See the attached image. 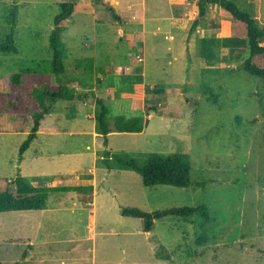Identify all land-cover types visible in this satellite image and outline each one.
Listing matches in <instances>:
<instances>
[{
    "label": "rangeland",
    "instance_id": "1",
    "mask_svg": "<svg viewBox=\"0 0 264 264\" xmlns=\"http://www.w3.org/2000/svg\"><path fill=\"white\" fill-rule=\"evenodd\" d=\"M64 1L0 0V43L18 6V53H0V75L26 81L0 99V112L18 106L21 128L30 111L48 108L42 127L53 131L38 134L21 173L38 185L73 188L51 193L44 211L0 213V263L264 264V81L211 42L244 37L241 25L209 5L191 31L197 0H77L62 35L65 73L56 76L50 35ZM232 1L263 24L264 0ZM252 63L264 67V57ZM60 86L66 96L51 104L47 93ZM98 98L113 116H144V132L113 133L105 147L96 133ZM26 138L0 132V184L16 178ZM106 149L141 165L150 153H185L192 181L203 185L146 187L114 159L106 168ZM201 206L210 220L203 211L170 216L151 232L121 214Z\"/></svg>",
    "mask_w": 264,
    "mask_h": 264
},
{
    "label": "trees",
    "instance_id": "2",
    "mask_svg": "<svg viewBox=\"0 0 264 264\" xmlns=\"http://www.w3.org/2000/svg\"><path fill=\"white\" fill-rule=\"evenodd\" d=\"M101 3L111 0H97ZM196 1V0H190ZM217 5L222 11L244 29V37H226L223 39H213L211 42L222 47L231 63L242 62L245 71L262 81H264V67L256 66L252 63L255 57H264V22L261 24L248 12L243 11L232 0H197L198 13L195 16L191 31H194L199 23L208 16V6ZM78 11L77 0H66L60 4V13L54 18V28L50 35V47L52 49L51 65L56 76L65 73V60L67 59V48L63 42V32L70 24L72 17ZM13 24L6 35L4 42L0 43V53L17 54L18 48L15 43V26L17 25L18 6L13 8ZM264 21V19H263ZM204 48L209 43L208 39H203ZM204 54V52H202ZM246 53L249 54L245 58ZM26 84L25 78L19 74L0 75V99L10 98L20 88ZM67 93L66 86H60L56 91L49 92L51 104L63 100ZM40 96V95H39ZM47 96V97H48ZM7 102V101H6ZM9 105V103L7 104ZM96 133L102 136L105 147L109 145V135L113 133H142L148 125L144 116L126 117L123 115L113 116L112 109L102 98L96 99ZM18 106H14L12 112H0V132H23L27 134L26 140L19 149L18 155V174L13 181H4L0 184V213L8 212H29L43 211L48 207V200L51 193L70 192L73 188L56 187L52 185L35 184L22 175L20 165L24 160V154L30 149L33 142L41 132L47 131L42 127L49 109L30 111L24 126L16 127L19 120ZM114 159L118 168L133 171L142 177V183L146 187L158 185L173 186L176 188H189L202 183H195L191 179V164L189 156L185 153L160 154L150 153L147 162L141 165L136 159L114 154L110 150H105L104 163L106 168L111 169L110 160ZM199 211H203V218L210 220L205 212L206 207H175L154 211L144 212L138 208H123L122 216L134 217L143 221L144 232H151L155 221L166 217L175 216L180 218H190ZM1 264V263H0ZM192 264V263H183Z\"/></svg>",
    "mask_w": 264,
    "mask_h": 264
},
{
    "label": "crops",
    "instance_id": "3",
    "mask_svg": "<svg viewBox=\"0 0 264 264\" xmlns=\"http://www.w3.org/2000/svg\"><path fill=\"white\" fill-rule=\"evenodd\" d=\"M139 0H131V2H132V5H134V2L136 3V2H138ZM111 135V134H110ZM36 141V140H35ZM35 141L33 142V144L35 143ZM33 144L31 145V147H30V149L33 147ZM28 152V151H27ZM26 152V153H27ZM25 153V154H26ZM25 154H24V156H25ZM44 211V210H43Z\"/></svg>",
    "mask_w": 264,
    "mask_h": 264
},
{
    "label": "built area",
    "instance_id": "4",
    "mask_svg": "<svg viewBox=\"0 0 264 264\" xmlns=\"http://www.w3.org/2000/svg\"><path fill=\"white\" fill-rule=\"evenodd\" d=\"M138 61L139 62H143V58L140 56V57H138Z\"/></svg>",
    "mask_w": 264,
    "mask_h": 264
}]
</instances>
